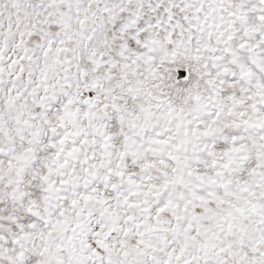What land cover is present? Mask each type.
Listing matches in <instances>:
<instances>
[{"label": "snow or ice", "instance_id": "1", "mask_svg": "<svg viewBox=\"0 0 264 264\" xmlns=\"http://www.w3.org/2000/svg\"><path fill=\"white\" fill-rule=\"evenodd\" d=\"M0 264H264V0H0Z\"/></svg>", "mask_w": 264, "mask_h": 264}]
</instances>
